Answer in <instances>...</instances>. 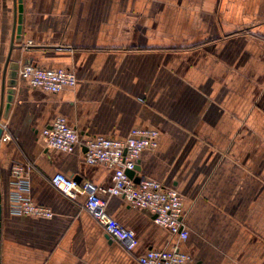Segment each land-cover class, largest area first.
Wrapping results in <instances>:
<instances>
[{"label":"crops","instance_id":"obj_1","mask_svg":"<svg viewBox=\"0 0 264 264\" xmlns=\"http://www.w3.org/2000/svg\"><path fill=\"white\" fill-rule=\"evenodd\" d=\"M23 28L12 59L73 70L75 87L53 93L19 75L2 115L0 264H139L148 249L177 245L189 264H264V0H21ZM14 0H0V104ZM8 88V85L6 86ZM64 117L82 138H126L154 129L158 145L140 178L183 197L186 239L120 197L108 211L135 231L133 252L110 240L52 182L62 172L109 186L113 171L83 150L48 147L44 128ZM33 202L52 218L15 214L14 165Z\"/></svg>","mask_w":264,"mask_h":264},{"label":"built area","instance_id":"obj_2","mask_svg":"<svg viewBox=\"0 0 264 264\" xmlns=\"http://www.w3.org/2000/svg\"><path fill=\"white\" fill-rule=\"evenodd\" d=\"M19 75L31 87L57 93L66 87L73 88L78 78L73 70L65 68L41 67L28 62L19 68ZM42 139L48 147L65 152L77 148L83 150V161L91 165H103L113 171V182L109 186L97 185L90 181L78 182L74 177L57 172L52 184L64 195L77 198L85 195L84 208L99 223L112 241L119 243L127 252H133L138 245L136 233L125 228L108 211V198L120 197L131 207L150 213L155 224L167 229L172 237L186 239L189 235L185 224V210L181 193L164 182L138 175L141 154L158 145V132L154 129H133L126 138L93 136L82 138L64 117L57 118L43 129ZM10 136L0 137L7 141ZM134 171L130 176L128 171ZM16 178L13 194V212L39 218H52L53 211L39 205L30 198V184L26 171L21 165L12 170ZM136 178L140 180L137 182ZM139 264H189L191 257L177 245L165 249H148L137 257Z\"/></svg>","mask_w":264,"mask_h":264},{"label":"water","instance_id":"obj_3","mask_svg":"<svg viewBox=\"0 0 264 264\" xmlns=\"http://www.w3.org/2000/svg\"><path fill=\"white\" fill-rule=\"evenodd\" d=\"M21 0H14V20H13V28H12V37L11 44L8 52V56L5 61V65L2 72V86H1V104H0V120L4 114L9 113L11 104L13 101L14 94V86L17 82L18 72H19V61L12 59L13 50L17 48L16 41L20 38L23 28V9L20 5ZM8 85V88L6 87ZM3 134V128L0 126V137ZM139 170V166L137 167ZM130 176L134 175V171H128ZM77 180V179H76ZM140 179L136 178L138 182ZM79 182V180H77ZM2 189L0 183V221H1V213H2ZM1 227V222H0ZM1 232V229H0ZM107 236V235H106ZM109 238V236H107ZM1 238V236H0ZM110 239V238H109ZM111 240V239H110Z\"/></svg>","mask_w":264,"mask_h":264}]
</instances>
